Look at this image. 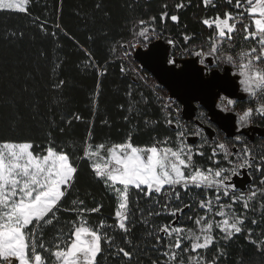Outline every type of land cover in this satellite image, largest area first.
<instances>
[{"label": "snow or ice", "instance_id": "obj_1", "mask_svg": "<svg viewBox=\"0 0 264 264\" xmlns=\"http://www.w3.org/2000/svg\"><path fill=\"white\" fill-rule=\"evenodd\" d=\"M28 3L29 0H0V11L26 13ZM201 3L205 9L214 10V15H205L200 20L212 34L204 42L207 50L202 44L199 50L193 46L187 51L206 67L207 57H213L218 63L232 64L238 69L241 90L255 101L254 106L238 114L239 130L249 125L254 116L264 119V0H223L222 4L201 0ZM190 4L191 0L188 4L180 0L175 9ZM218 8L222 10L217 11ZM162 9L159 17L153 15L133 21V29L138 28L133 37L137 43L142 38L146 45L153 35H160L155 27L157 19L179 21L178 15L169 14L167 4ZM95 10L109 17L103 0H97ZM39 27L42 32L46 31L44 24ZM237 33L243 42H254L252 46L234 52ZM23 35V32L18 35L11 31L3 38L12 43ZM193 38L183 35L185 43ZM225 42L227 47L223 46ZM168 44L176 46L173 39H168ZM135 46L127 43V48ZM118 47L125 48V45ZM128 54L124 52L125 57ZM38 55L43 57L45 53L41 51ZM87 55L91 60V53ZM168 63L175 65L176 62L171 58ZM57 67L54 65L53 71ZM99 71L103 74L107 69ZM120 71H127L123 64ZM34 78V71L24 72L23 87H20L18 62L0 57V108H8L0 126V264H100L105 245L114 249L110 253L114 260L134 264L138 249L129 246L136 228L141 225L154 241L151 251L159 253L149 264H222L230 255L228 246L238 236L244 237L264 258V145L257 152L239 134L232 139L218 136L209 142L199 126L191 135L202 142L190 144L186 141L189 130L178 119L174 137L154 136L150 144L142 146L134 143L131 130L121 142L93 143L92 125L78 142L70 130L72 120L79 121L81 117L73 116L65 127L47 120L40 110L39 94L29 83ZM64 83L59 80L54 87ZM126 94L133 97L131 87ZM234 103L227 101L228 105ZM21 104L30 110L33 120L39 118L38 122L46 126L40 136L24 134ZM171 106L170 102L163 104L167 126L174 125L168 111ZM128 111H133L131 105ZM123 119L130 124L132 117L125 115ZM149 123L146 121L145 125ZM78 152L82 155H77ZM197 158L205 161L207 167ZM81 164L115 198L114 212L108 218L112 223L104 218L98 224L88 220L92 214L102 212V201H94L95 206L88 207L85 199L76 198L71 206H63L76 188ZM242 175L248 177L245 187L234 179ZM185 195L190 196L189 203L184 202ZM141 200L146 206L141 207ZM186 210L191 215L185 216ZM61 213L75 218L66 222L67 231L62 226L55 237L47 239L46 230L60 223ZM162 216L172 219L156 223ZM117 237H121L123 246L117 244ZM235 264L250 262L240 256Z\"/></svg>", "mask_w": 264, "mask_h": 264}, {"label": "trees", "instance_id": "obj_2", "mask_svg": "<svg viewBox=\"0 0 264 264\" xmlns=\"http://www.w3.org/2000/svg\"><path fill=\"white\" fill-rule=\"evenodd\" d=\"M96 2L97 0H29L26 13L0 11V57L18 62L20 87H23L24 72L34 71L35 78L29 83L39 94L40 110L47 120L53 121L59 127H65L66 122L73 116L81 117L79 121L72 120L70 130L72 138L78 142L86 136L89 125L94 127L93 143L103 140L121 142L129 130L133 132L134 143L141 146L150 144L154 136H159L160 139L165 135L174 137L178 115L170 108L168 111L171 112L174 125H165L166 110L163 108L162 97L155 89L156 80L140 67L132 54L124 56V52L129 53L130 50L127 43L134 40V33L138 31V28L133 29V21L137 18L148 19L153 15L159 17L163 10L162 5L167 4L169 14L178 15L179 21L172 22L170 18L166 21L157 19L155 27L160 35H153L149 41L168 42V39H173L176 46L171 45L172 54L175 50L191 54V51L187 50L197 44H204L207 50L204 42L212 34V30L202 25L200 20L205 15H214V10L205 9L201 0H191L189 7L180 10L175 9V4L180 0H103L104 10L109 12V17L106 18L102 12L95 10ZM184 2L188 4L189 0ZM215 2L222 4L223 0ZM40 24L45 25L46 31L40 30ZM57 25L60 27L57 28ZM11 31L17 32L18 35L23 32V38L9 43L3 37L5 33ZM53 32L56 33L55 36L52 35ZM185 34L194 38L185 43L183 40ZM149 41L145 45L141 38L139 43L143 47L150 44ZM253 43L243 42L241 34L237 33L233 42L234 52H239L242 47L248 48ZM119 44H124L125 48L118 47ZM223 46L227 47V42ZM41 51L45 53L43 57L38 55ZM88 53H91V60ZM122 64L127 69L125 73L120 71ZM54 65H59L55 71ZM97 66L99 69L106 68L107 71L101 74ZM59 80H64L65 83L59 88L54 87ZM129 87L133 91V97L126 94ZM158 89L163 95H167L165 89ZM252 102L250 98V103ZM120 105H123V108ZM130 105L133 108L132 112L128 111ZM20 110L24 115V134L40 136L41 129L46 126L38 122L39 118L33 120V114L23 104L20 105ZM7 113V107L0 108V126ZM125 115L132 117L130 124L124 121ZM146 121L150 122L148 126L145 125ZM56 131L59 133V128H56ZM15 135L19 136L21 133ZM218 135L224 137L221 133ZM39 142L37 140V143ZM247 143L249 144L248 141ZM249 145L254 146L255 151L259 152L264 145V138L256 139ZM77 155H82V152H78ZM197 159L207 167L205 161ZM245 183L247 186L248 177ZM76 198L85 199L88 207L95 206L94 201L103 202L102 212L88 217L90 223L98 224L102 218L107 219L108 223L113 222L108 218L114 212L115 198L106 193L102 183L92 178L85 164H81L76 188L72 190L63 206H71L72 200ZM135 200L136 193L133 191V201ZM189 201L190 196L185 195L184 202ZM144 206L146 205L141 200V207ZM184 215H191V212L186 210ZM136 216L139 218L138 211ZM74 218L67 213H61L60 223L46 230V238L55 237L57 230L62 226L67 231L66 222ZM171 219L162 216L156 223H167ZM256 231H259V228ZM116 242L123 246L121 237H117ZM153 243V239L144 231L143 225L136 228L132 245L129 246L138 249L134 264L137 260L139 264H149L150 259L159 256V253L151 251ZM104 247L106 250L99 257L100 264H121L120 260H114V256L110 255L114 249L108 248L107 245ZM228 249L230 255L222 264H235L240 256L250 264H264V258L258 255L255 247L244 237L238 236Z\"/></svg>", "mask_w": 264, "mask_h": 264}, {"label": "water", "instance_id": "obj_3", "mask_svg": "<svg viewBox=\"0 0 264 264\" xmlns=\"http://www.w3.org/2000/svg\"><path fill=\"white\" fill-rule=\"evenodd\" d=\"M170 48L168 42L155 40L146 47H136L133 58L158 85L165 88L170 97L180 103L185 119H192L199 105L225 136L245 133L244 128L237 129L235 113L223 112L217 107L222 95L229 99H245V94L240 91L239 75L232 74L229 68L223 72L218 69L207 72L198 64L196 57L174 58L175 65H170ZM253 132L264 135V129L260 127H254Z\"/></svg>", "mask_w": 264, "mask_h": 264}, {"label": "flooded vegetation", "instance_id": "obj_4", "mask_svg": "<svg viewBox=\"0 0 264 264\" xmlns=\"http://www.w3.org/2000/svg\"><path fill=\"white\" fill-rule=\"evenodd\" d=\"M194 46H195L196 50H199V48L201 47L200 44H197ZM171 52H172V50L170 48V56H169L170 59L171 58H176V59L182 58L180 56L179 57L175 56L174 53L172 54ZM187 55H188L187 57H196L192 54H187ZM196 58H197L198 64L201 65L199 62V58L198 57H196ZM206 64H207V67L204 65H202V66L205 67V71H207V72H210L213 69H218L221 72H223L226 68H229L232 74H238L237 68L232 67L230 64H227V63H218L213 57H207ZM239 81H240V77H239ZM239 87H240V91L243 92L241 90L240 83H239ZM162 88L165 89L164 87H162ZM244 94L246 97L243 100L230 99V100H233L235 102L233 105H228L227 101L229 100V98L222 95L217 102V107L223 112L235 113L237 115V118H238V114L242 112L243 108H247L249 104H250V106L255 105V101H253L251 104L250 103L251 97L246 93H244ZM178 104L180 105L179 102H178ZM242 106H243V108H242ZM180 107H181V112H180V115H178V118H179L178 120H179L180 124H182L186 129L189 130V132L186 136V141L188 143L199 144L202 142L199 137H195V136L191 135V132L195 131L197 126L202 127L204 129L205 135H207L209 138V142L211 141V139L217 138L219 136L218 135L219 133L223 134L224 137H227L218 128L217 125H215L214 123H212L210 121L206 110L204 108H202L201 106L197 105V110H196L195 115L193 116L192 119H189V120L185 119L182 116V106L180 105ZM254 117L255 118H253L252 122L249 125H247L246 127H244L245 133H241V134L237 133V134L241 135L246 142L248 141L249 144L251 142L255 141L256 139L264 138V135H260L257 132H253L254 127H260V128L264 129V119H261L258 116H254ZM237 129H238V127H237ZM237 134H235V135H237ZM233 137H228V138L232 139ZM241 171L244 172L246 170H241ZM246 177H247L246 175H242V176L236 177L234 179L238 183V185H240L241 187H245L246 186V183H245Z\"/></svg>", "mask_w": 264, "mask_h": 264}, {"label": "built area", "instance_id": "obj_5", "mask_svg": "<svg viewBox=\"0 0 264 264\" xmlns=\"http://www.w3.org/2000/svg\"><path fill=\"white\" fill-rule=\"evenodd\" d=\"M157 39V38H156ZM159 39V38H158ZM133 44H136V46L135 47H133V48H130V50H129V54H132V52L134 51V49L136 48V47H139V46H141L140 45V43H137V41H131ZM152 41H149V43H151ZM144 47V46H143ZM188 53H185V52H182L181 50H175L174 51V55L175 56H177V57H182V58H186L188 55H187ZM158 88H162L161 86H159L158 84H157V87L155 88L156 89V91L160 94V96L162 97V99H163V101H164V103H171V109L177 114V115H180V112H181V107H180V105L178 104V102L176 101V99H174V98H172V97H170L169 95H168V93H167V95H163L162 93H161V91L158 89Z\"/></svg>", "mask_w": 264, "mask_h": 264}, {"label": "rangeland", "instance_id": "obj_6", "mask_svg": "<svg viewBox=\"0 0 264 264\" xmlns=\"http://www.w3.org/2000/svg\"><path fill=\"white\" fill-rule=\"evenodd\" d=\"M133 41H136L135 39L133 40ZM144 47H146V46H144ZM134 52V51H133ZM133 52H132V55H133ZM186 53V52H185ZM253 118H255V117H253Z\"/></svg>", "mask_w": 264, "mask_h": 264}]
</instances>
